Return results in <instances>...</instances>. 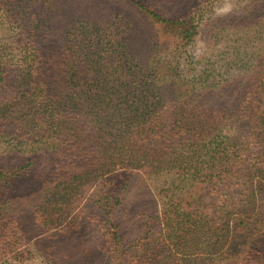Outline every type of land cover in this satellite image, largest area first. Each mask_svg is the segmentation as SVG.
Masks as SVG:
<instances>
[{
    "label": "trees",
    "instance_id": "1",
    "mask_svg": "<svg viewBox=\"0 0 264 264\" xmlns=\"http://www.w3.org/2000/svg\"><path fill=\"white\" fill-rule=\"evenodd\" d=\"M34 1L0 0L4 23L10 19L9 30L19 29L10 33L18 55L11 75L0 76L6 88L0 138L14 136L7 147L12 154L0 156V264L25 259L22 247L31 239L76 228L72 212L88 191L109 243H120L111 214L122 207L135 173L159 183L152 203L158 236L132 243H158L166 264H177L178 254L216 249L237 231H255L260 190L253 183L264 180V45L238 51L239 58L219 66L222 73L211 79L206 71L219 58L196 75L178 77L175 61L159 68L153 56L133 48L128 22L76 21L56 34L52 19L45 27L30 16ZM128 2L151 20L179 28L186 41L195 35L189 4L164 19L154 5ZM260 10L264 0H254L257 25L264 22ZM22 11L31 19L20 25ZM197 14L205 13L200 8ZM25 182L31 195L37 192L31 204L17 196ZM206 196L213 198L209 213L201 201Z\"/></svg>",
    "mask_w": 264,
    "mask_h": 264
},
{
    "label": "rangeland",
    "instance_id": "2",
    "mask_svg": "<svg viewBox=\"0 0 264 264\" xmlns=\"http://www.w3.org/2000/svg\"><path fill=\"white\" fill-rule=\"evenodd\" d=\"M138 1L145 3V6L154 5V8L159 9L156 10L158 15L164 19L176 18L184 9L180 3L189 4L186 5L189 9L187 15L192 14L194 17L197 25L195 35L190 41L182 39L179 28L151 20L129 4L128 0H35L29 4V13L40 21L41 26H48L47 17L52 19L55 23L50 22L51 28L56 34L76 21L99 25H106L113 19L119 20V23L128 22L131 34L135 37V43L132 42L134 49L142 55L153 56L159 68L165 66L167 61L171 64L175 61L174 63H178L177 76L185 78L192 73L196 75L199 67H203L208 60L219 58L220 60L206 71L210 73L211 79L216 72L222 73L223 69L219 66H225V63L239 58L238 51L251 48L256 52L264 45V34H258L261 30L264 31V22L257 25L253 16L255 14L250 13L254 0ZM200 8L205 13L202 17L197 14ZM23 12L15 21L21 23L20 25L27 24L31 19L27 15L25 20ZM36 13H40V16L37 17ZM257 14L263 15L261 19L264 20V10ZM4 19L0 16V76L11 75L9 71L13 67L15 56H18L15 54L17 50L14 49L10 33H17L19 29L14 25L13 30H9L6 23L10 19H6V23ZM243 20H249L244 21L248 26L246 34L240 31ZM175 45L178 47L174 48ZM223 52L224 54H221ZM232 76L228 81L235 80L231 79ZM165 80L161 77L158 81ZM5 89L0 86V99ZM2 128L0 126V129ZM13 141V135L0 138V156L7 157L12 154L8 152L7 147L10 148L9 145H12ZM28 185L29 183L25 182L20 186L17 196L29 199L28 204H31L37 199V192L31 195ZM158 186V182L138 173L132 175L122 194V207H117L111 214L120 239V243L116 245L109 243L106 226L99 211L92 204L96 197L91 196V191H88L72 212V216H76L78 220L76 228L65 230L64 233L58 230L49 231L31 239L22 247L28 254L25 259L20 262L11 259L5 261L12 264H163L164 261L166 264V258L161 261L165 256L164 248L161 249L158 243H132L141 237L158 236L152 206ZM253 186L260 190L259 193L255 192L253 203V212L259 221L258 226L253 229L255 231L249 227L237 231L236 234L229 235L228 243H221L216 249L209 248L206 252L193 256L183 257L178 254L177 264H264V180L258 184L253 183ZM212 199L206 196L202 197L201 201L206 207L208 204L212 205ZM26 202L18 201V204L23 206ZM206 212L209 213L207 207ZM7 262L3 261L2 264Z\"/></svg>",
    "mask_w": 264,
    "mask_h": 264
}]
</instances>
